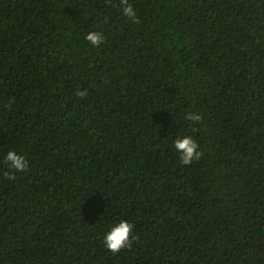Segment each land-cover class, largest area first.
<instances>
[{"label":"trees","instance_id":"16d2710c","mask_svg":"<svg viewBox=\"0 0 264 264\" xmlns=\"http://www.w3.org/2000/svg\"><path fill=\"white\" fill-rule=\"evenodd\" d=\"M129 3L0 0V264H264V0Z\"/></svg>","mask_w":264,"mask_h":264},{"label":"clouds","instance_id":"9594fccd","mask_svg":"<svg viewBox=\"0 0 264 264\" xmlns=\"http://www.w3.org/2000/svg\"><path fill=\"white\" fill-rule=\"evenodd\" d=\"M120 4L123 9V14L128 17L129 20L134 23L140 22L129 0H120ZM85 39L91 42L93 46H99L104 41V35L99 31H91L86 35ZM77 95L85 96L87 95V90L78 91ZM184 118L194 123H199L203 120L202 114L197 112H189ZM193 131H198V129L194 128ZM174 147L179 153L180 163L182 165H189L194 160L199 161L203 156V151L200 150L199 143L192 135L178 136L174 140ZM5 160L8 162L9 167L14 170L5 173L6 178L9 180H15L16 172L26 171L29 167V162L26 157L15 150L8 151ZM133 227L134 225L127 220H120L115 223L110 231H108L103 241L108 251L116 254L124 248H131L132 242L137 239V237L133 235Z\"/></svg>","mask_w":264,"mask_h":264}]
</instances>
